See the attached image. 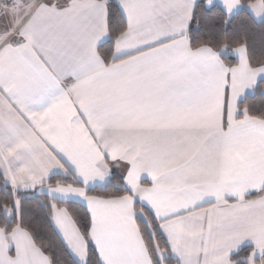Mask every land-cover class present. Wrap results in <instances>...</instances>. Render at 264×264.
Instances as JSON below:
<instances>
[{"label":"crops","instance_id":"obj_1","mask_svg":"<svg viewBox=\"0 0 264 264\" xmlns=\"http://www.w3.org/2000/svg\"><path fill=\"white\" fill-rule=\"evenodd\" d=\"M198 1L118 0L127 29L111 63L98 51L107 0H15L0 13V175L15 190L83 204L103 264H153L136 202L160 222L178 264H237L247 247L240 260L264 264V120L238 117L264 63L252 67L245 46L235 65L192 48ZM204 1L228 15L243 7ZM257 1L246 8L260 20ZM114 175L129 195L87 193ZM53 176L82 187L46 184ZM52 222L85 264L88 243L68 209L55 207ZM0 264L51 262L26 229L0 225Z\"/></svg>","mask_w":264,"mask_h":264},{"label":"trees","instance_id":"obj_2","mask_svg":"<svg viewBox=\"0 0 264 264\" xmlns=\"http://www.w3.org/2000/svg\"><path fill=\"white\" fill-rule=\"evenodd\" d=\"M256 0H241L243 7L233 15H228L218 4L208 6L204 0L196 3L188 38L192 48L209 47L219 53L227 65L237 64L234 50L245 46L248 60L252 67L264 63V18L257 20L246 8ZM263 4H264V0ZM109 38L102 43L99 54L106 63L114 58L116 39L126 31L127 21L118 4V0H107ZM239 118L242 112L249 116L264 120V80L257 83L253 93L239 102ZM46 184H73L82 187L73 178L51 177ZM89 195L112 198L129 195V189L122 180L114 175L104 186L86 189ZM251 195V196H255ZM65 206L80 228L88 243V257L85 264H103L95 245L90 240L92 220L88 209L78 201H61L33 191L15 190L5 184L0 175V225L10 232L15 226L26 229L33 237L36 245L48 256L51 264H80L72 256L52 222L55 207ZM136 221L143 240L148 248L153 264H178L172 255L170 245L160 228V222L154 214L139 202L135 203ZM163 252V257L159 256ZM251 251L247 247L232 256L237 264ZM264 263V258H263Z\"/></svg>","mask_w":264,"mask_h":264},{"label":"built area","instance_id":"obj_3","mask_svg":"<svg viewBox=\"0 0 264 264\" xmlns=\"http://www.w3.org/2000/svg\"><path fill=\"white\" fill-rule=\"evenodd\" d=\"M15 0H0V13L9 14L11 4Z\"/></svg>","mask_w":264,"mask_h":264},{"label":"rangeland","instance_id":"obj_4","mask_svg":"<svg viewBox=\"0 0 264 264\" xmlns=\"http://www.w3.org/2000/svg\"><path fill=\"white\" fill-rule=\"evenodd\" d=\"M256 5V6H255ZM258 5H261L264 9V4L262 2V0H258L255 4H254V7H258ZM264 11V10H263ZM257 16H261V15H257ZM257 18H260V17H257ZM159 256L162 258L164 255H163V252L159 251Z\"/></svg>","mask_w":264,"mask_h":264}]
</instances>
